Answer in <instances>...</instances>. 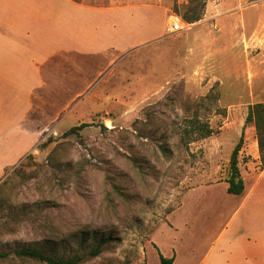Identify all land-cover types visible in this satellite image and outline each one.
I'll return each mask as SVG.
<instances>
[{
    "label": "rangeland",
    "instance_id": "rangeland-1",
    "mask_svg": "<svg viewBox=\"0 0 264 264\" xmlns=\"http://www.w3.org/2000/svg\"><path fill=\"white\" fill-rule=\"evenodd\" d=\"M138 3L162 14L159 36L148 33L149 10L115 12V31L100 20L110 47L99 41L98 53L70 58L67 74L49 66L52 76L33 84L36 104L51 105V124L34 147L37 106L31 138L17 140L25 141L19 153L33 152L17 164L16 138L0 144V252L31 246L73 256L107 240L82 264H161L160 254L221 264L206 256L235 217L227 180L242 133L240 170L260 156L254 127L244 126L250 106L264 103V0ZM176 18L190 28L171 34ZM195 114L213 136L196 140ZM236 235L234 221L224 238ZM0 264L40 263L11 256Z\"/></svg>",
    "mask_w": 264,
    "mask_h": 264
},
{
    "label": "crops",
    "instance_id": "crops-1",
    "mask_svg": "<svg viewBox=\"0 0 264 264\" xmlns=\"http://www.w3.org/2000/svg\"><path fill=\"white\" fill-rule=\"evenodd\" d=\"M134 9L149 10L145 13L153 27L148 33L159 36L162 14L157 9L145 8L138 0H109L104 6L76 0H0V144L8 147L13 137L16 138V152L11 154L16 164L33 152L27 149L19 153L25 141L17 140L31 138L37 106L41 109L42 127L39 135H33L34 147L42 142L43 132L47 124H51L48 117L51 105L47 109L46 104L42 107L43 103L37 105L35 102L37 96L32 90L36 88H33L35 81L52 76L51 71L47 72L49 66H60L67 74L65 64L68 65L70 58L78 60L85 53L88 57L98 53L95 43L99 41L110 47V39L99 36L100 20L107 22L105 28L111 33L117 19V15H112ZM11 93L14 95L13 113L7 108ZM254 159L251 164L243 162L244 193L235 196V217L210 248L207 261L221 259V264H264V171L260 169V156ZM234 221L237 225L235 240L224 238ZM174 264H178L176 255Z\"/></svg>",
    "mask_w": 264,
    "mask_h": 264
},
{
    "label": "trees",
    "instance_id": "trees-1",
    "mask_svg": "<svg viewBox=\"0 0 264 264\" xmlns=\"http://www.w3.org/2000/svg\"><path fill=\"white\" fill-rule=\"evenodd\" d=\"M184 20L188 23L197 22L199 17L185 16ZM192 127L191 132L196 134V140L207 139L215 134L213 128L209 124L203 123L199 116H195L190 120ZM253 126L258 141V148L260 153V169L264 171V103H258L250 106L248 115L245 120V127ZM87 127V125H82ZM77 131V128L71 129L66 135H71ZM51 143L48 140L45 144H41L40 147L47 148ZM244 146V133H242L238 144L235 146L231 158H230V178L227 180L228 188L227 193L229 195L238 196L244 193V181L241 177L240 170V154ZM107 240H100L95 247L91 248L86 254H74L73 256L58 255L54 252L49 253L45 249L25 246L15 248L9 251L0 252V260H5L11 256L17 257L21 260H30L40 264H82L88 259H94L98 257L102 251L103 246ZM161 264H174L175 256L172 258H166L162 254L159 255Z\"/></svg>",
    "mask_w": 264,
    "mask_h": 264
},
{
    "label": "built area",
    "instance_id": "built-area-1",
    "mask_svg": "<svg viewBox=\"0 0 264 264\" xmlns=\"http://www.w3.org/2000/svg\"><path fill=\"white\" fill-rule=\"evenodd\" d=\"M190 28V24L182 21L179 18H176L174 22H171L169 26V31L171 34H178L184 32L185 30Z\"/></svg>",
    "mask_w": 264,
    "mask_h": 264
}]
</instances>
